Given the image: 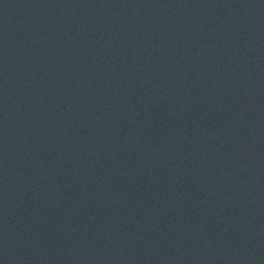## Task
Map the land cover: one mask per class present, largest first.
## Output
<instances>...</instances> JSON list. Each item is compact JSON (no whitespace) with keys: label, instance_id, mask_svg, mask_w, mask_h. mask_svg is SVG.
<instances>
[{"label":"water","instance_id":"water-1","mask_svg":"<svg viewBox=\"0 0 264 264\" xmlns=\"http://www.w3.org/2000/svg\"><path fill=\"white\" fill-rule=\"evenodd\" d=\"M0 264H264V0H0Z\"/></svg>","mask_w":264,"mask_h":264}]
</instances>
